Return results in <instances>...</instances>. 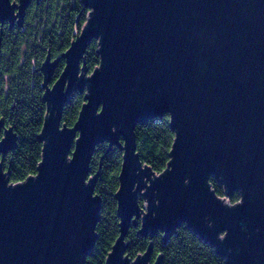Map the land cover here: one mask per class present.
<instances>
[{"label": "water", "instance_id": "obj_1", "mask_svg": "<svg viewBox=\"0 0 264 264\" xmlns=\"http://www.w3.org/2000/svg\"><path fill=\"white\" fill-rule=\"evenodd\" d=\"M87 20L59 59L41 63L47 113L37 173L9 182L3 157L15 144L0 120V264H84L96 238L101 198L87 178L97 144L122 150L114 194L119 235L104 264L133 260L124 238L170 236L186 224L227 264H264V0H81ZM29 0H0V23L21 24ZM92 38L100 63L80 60ZM74 88L85 90L73 126L61 123ZM169 116L166 168L155 174L136 150L135 126ZM230 204L215 194L210 178ZM142 197L146 205L139 204Z\"/></svg>", "mask_w": 264, "mask_h": 264}, {"label": "trees", "instance_id": "obj_2", "mask_svg": "<svg viewBox=\"0 0 264 264\" xmlns=\"http://www.w3.org/2000/svg\"><path fill=\"white\" fill-rule=\"evenodd\" d=\"M17 2L18 0H11ZM89 9L81 0H29L21 24L0 23V120L12 129L15 144L3 157L2 166L9 172V182L24 181L36 175L42 155L38 134L47 113L43 101L41 63L48 56L59 59L51 85L59 76L62 54L87 20ZM98 39L92 38L80 60V67L93 72L100 63ZM85 90L74 88L64 104L61 123L73 126L84 103ZM136 150L141 161L155 174L167 166L174 132L167 114L147 118L135 126ZM2 155L0 154V160ZM122 161L119 146L107 141L96 145L87 178H94V192L101 198L97 238L84 264H104L119 235L114 194ZM211 186L216 195L227 197L230 204L240 199L238 191L226 196L225 189L213 176ZM142 208L146 202L139 197ZM140 220L134 219L124 238L125 255L133 260L150 248V263L161 256L162 264H227L225 258L185 223L170 236L158 230L142 234Z\"/></svg>", "mask_w": 264, "mask_h": 264}, {"label": "built area", "instance_id": "obj_3", "mask_svg": "<svg viewBox=\"0 0 264 264\" xmlns=\"http://www.w3.org/2000/svg\"><path fill=\"white\" fill-rule=\"evenodd\" d=\"M225 198H226V200L228 199L227 197H225ZM238 201H239V200H238ZM238 201H237V202H238Z\"/></svg>", "mask_w": 264, "mask_h": 264}]
</instances>
